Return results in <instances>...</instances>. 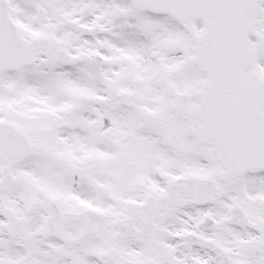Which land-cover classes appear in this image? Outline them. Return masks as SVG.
Returning <instances> with one entry per match:
<instances>
[{
  "label": "snow or ice",
  "instance_id": "obj_1",
  "mask_svg": "<svg viewBox=\"0 0 264 264\" xmlns=\"http://www.w3.org/2000/svg\"><path fill=\"white\" fill-rule=\"evenodd\" d=\"M0 264H264V0H0Z\"/></svg>",
  "mask_w": 264,
  "mask_h": 264
}]
</instances>
